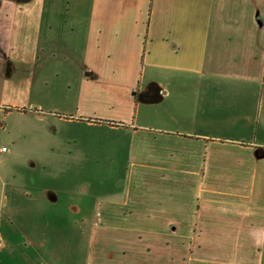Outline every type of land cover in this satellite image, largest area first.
<instances>
[{"label": "crops", "instance_id": "0c3cea01", "mask_svg": "<svg viewBox=\"0 0 264 264\" xmlns=\"http://www.w3.org/2000/svg\"><path fill=\"white\" fill-rule=\"evenodd\" d=\"M258 1L0 0V100L15 93L11 81L32 88L36 52L21 66L27 48L18 38L38 37L57 18V36L86 41L83 64L74 66L80 94L67 120L88 127L104 120L127 141L124 191L98 202L86 264H264ZM97 85L110 89L98 94ZM23 109L42 122H63L44 107ZM12 161L8 148L0 157V252L9 255L3 215L20 200L24 207L52 202L44 191L14 190ZM227 199L254 217L247 243L225 239L230 229L218 206Z\"/></svg>", "mask_w": 264, "mask_h": 264}, {"label": "rangeland", "instance_id": "374dc122", "mask_svg": "<svg viewBox=\"0 0 264 264\" xmlns=\"http://www.w3.org/2000/svg\"><path fill=\"white\" fill-rule=\"evenodd\" d=\"M259 1L256 10L264 20V0ZM244 9L241 7L243 15ZM251 10L252 7L246 8L254 17L257 11ZM53 25L51 29L45 26L36 38L32 36L25 41L18 38L17 42H24L27 48L21 66H27L24 61L29 58L28 52H36L34 63L29 64L36 66L32 88L27 92L28 81H11L15 93L0 100V145L5 143L13 158L11 173L17 180L14 190L34 195L44 191L52 202L48 200L41 207L39 201H34L24 207L25 202L20 200L3 215L2 230L7 231L14 254L9 255L8 250L0 252V264H86L98 202L121 197L125 187L129 159L122 130L106 129L101 125L107 123L104 120H93L99 123L94 127L67 120L74 114L71 111L80 94L74 66L83 64L86 41L59 37L57 18ZM253 48L256 52L261 49L257 39ZM25 73L28 75V69ZM96 88L103 95L110 89L102 85ZM30 106L44 107L63 122L51 124L22 115L27 113L23 108ZM33 160L35 167L26 169ZM1 171L4 177L5 169ZM25 182L36 187L27 189ZM218 207L221 220L230 229L225 239L230 243L240 240L247 243L254 225L253 215L236 208L230 199L223 200ZM38 239L42 241L37 246L32 244Z\"/></svg>", "mask_w": 264, "mask_h": 264}, {"label": "built area", "instance_id": "2783aa9c", "mask_svg": "<svg viewBox=\"0 0 264 264\" xmlns=\"http://www.w3.org/2000/svg\"><path fill=\"white\" fill-rule=\"evenodd\" d=\"M8 151V148L5 145H0V155L5 154Z\"/></svg>", "mask_w": 264, "mask_h": 264}]
</instances>
